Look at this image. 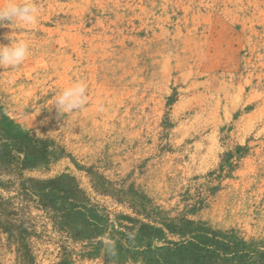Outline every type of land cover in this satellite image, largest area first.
<instances>
[{"label": "rangeland", "instance_id": "374dc122", "mask_svg": "<svg viewBox=\"0 0 264 264\" xmlns=\"http://www.w3.org/2000/svg\"><path fill=\"white\" fill-rule=\"evenodd\" d=\"M35 2V26L0 27V44L15 31L31 49L22 64L0 66V128L20 149L63 157L0 178V264L21 253L32 264H112L104 241L130 211L99 195L95 173L144 194L164 218L200 197L188 219L264 242V0ZM74 82L86 84L88 102L61 115L51 104ZM226 157L231 169L214 181ZM61 175L108 214L107 233L40 209L33 192ZM8 226L26 244H10ZM115 247L116 264H142L132 259L138 245Z\"/></svg>", "mask_w": 264, "mask_h": 264}, {"label": "trees", "instance_id": "16d2710c", "mask_svg": "<svg viewBox=\"0 0 264 264\" xmlns=\"http://www.w3.org/2000/svg\"><path fill=\"white\" fill-rule=\"evenodd\" d=\"M16 139L9 129L0 128V178L4 175L22 178L24 172L32 170L38 162L50 164L63 157L62 150L56 156L48 152L45 146L35 148L30 143L20 149ZM72 163L77 170L93 174L92 168L85 170ZM231 165L230 158L226 157L210 176H215L214 181L219 182L230 171ZM94 175L102 181L99 195L110 197L114 203L130 211V215L117 218V229L113 227L109 233L117 246L121 249L125 246L128 253L132 245H138L140 250L132 251L134 261L142 264H264V242L245 241L234 230H216L206 223L188 219V216L194 217L203 209L204 199L198 197L176 218H164V213L154 207L144 194L132 193L124 183L110 184L98 173ZM66 180L75 181L68 175H61L44 181L46 187L33 192L36 193L40 209L50 218L64 222L83 216V226L88 232L95 223H99L102 232L107 233L111 225L108 214L104 210L97 211L96 206L89 204L86 198L80 199ZM24 184L25 181L21 185ZM211 190L214 192L218 188ZM4 229H7L10 244H26L24 239L16 236L17 232L9 234L13 229L11 226ZM153 243L162 246L153 247ZM142 244L145 245L144 249L141 248ZM21 255L18 264H32L24 253Z\"/></svg>", "mask_w": 264, "mask_h": 264}, {"label": "clouds", "instance_id": "9594fccd", "mask_svg": "<svg viewBox=\"0 0 264 264\" xmlns=\"http://www.w3.org/2000/svg\"><path fill=\"white\" fill-rule=\"evenodd\" d=\"M40 14L41 10L35 0H6L0 3V27L7 25L13 30L18 27H32L39 22ZM14 33L15 31H12L3 37L11 41L9 45L0 44V66H18L30 55V44L26 40H17ZM88 99L86 84L74 82L65 87L51 105H55L63 115L83 108ZM104 252L112 258V264H116L117 251L114 240L105 239ZM100 264H103L102 257Z\"/></svg>", "mask_w": 264, "mask_h": 264}]
</instances>
